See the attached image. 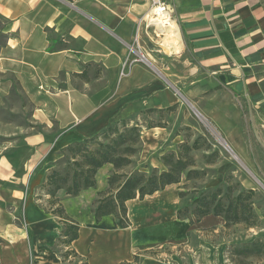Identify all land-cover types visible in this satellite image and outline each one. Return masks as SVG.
Instances as JSON below:
<instances>
[{
	"label": "crops",
	"instance_id": "obj_1",
	"mask_svg": "<svg viewBox=\"0 0 264 264\" xmlns=\"http://www.w3.org/2000/svg\"><path fill=\"white\" fill-rule=\"evenodd\" d=\"M174 10L179 44L181 32L189 56L256 110L263 134L264 0H176ZM145 11V5L122 0H0V17L8 22L0 49V264H24L30 239L39 248L59 238L58 217L33 216L28 204L22 220L17 213L32 177L43 181L55 148L92 137L110 122L132 123L146 109L176 105L163 81L134 61L137 54H128L143 34L141 21L154 25L152 10ZM235 153L248 161L245 151ZM131 160L137 166L143 161ZM112 172L111 165L103 166L96 174L98 189L81 193L96 199ZM57 197L66 209L68 196ZM110 217L96 223L92 215L93 225L99 228ZM107 225L80 227L78 239L65 248L94 233L99 239L91 250L111 251L115 246L100 240Z\"/></svg>",
	"mask_w": 264,
	"mask_h": 264
},
{
	"label": "rangeland",
	"instance_id": "obj_2",
	"mask_svg": "<svg viewBox=\"0 0 264 264\" xmlns=\"http://www.w3.org/2000/svg\"><path fill=\"white\" fill-rule=\"evenodd\" d=\"M122 1L145 5L144 15L154 7L153 0ZM175 1L161 0L171 12L167 20L174 27L175 24L178 26ZM147 22L141 21L143 34L138 41L135 38L130 43L128 54L135 53L138 57L141 52L145 56L147 61L140 63L149 67L163 81L165 89L175 99L176 107L166 114L146 109L132 120V123L141 125L139 152L134 158L141 157L143 161L138 166L132 161L130 167L123 169V174L138 168L139 171L148 172L155 165L163 170L162 155L174 151L184 139L191 144L201 137V149L191 153L194 160L192 170L204 172L205 175L192 180L183 177L178 185L128 204L129 226L125 230L117 228L114 216L103 221L99 228L93 225L92 210L97 198L92 200L85 193L78 195H81L78 201L63 197L66 201L64 211L79 228L101 230L107 222L109 230L104 229L101 235L104 239L100 240L118 249L111 247L109 251L105 246L108 250L101 248L92 251L95 238L99 239L94 233L83 242L74 243L71 249L55 241L37 248L30 239L25 248L24 264H264V255L243 258L232 253L234 247L257 240L264 242V148L258 143V140L264 142V133L261 134L260 122L257 123L258 114L248 107L244 99L223 88L217 81V75L202 68L198 59L189 56L180 30L182 46L180 44V50L170 54L160 46L163 37L157 27L149 26ZM7 26L8 22L0 17V49L5 44ZM149 124L155 127L147 129ZM234 126L236 130L233 133ZM233 142H237L235 150L247 153L248 161L243 162L236 155ZM63 149L55 148L50 154L45 176L53 168L64 167L67 156ZM44 179L40 182L36 176L32 177L25 192L26 198L23 199L24 207L17 212L21 220L24 210L27 211V204L33 216L48 215L53 220L55 215L48 207L49 197L42 189ZM236 185L239 191H254L251 203L255 226H226L222 218L211 215L199 222L192 216L178 218L177 211L187 207L193 196L217 188H221L225 195L229 188ZM192 208H188L189 212H192ZM145 216L147 219L144 220ZM56 221L59 233L62 221ZM96 246L99 247L100 243ZM65 252H68L67 256Z\"/></svg>",
	"mask_w": 264,
	"mask_h": 264
},
{
	"label": "trees",
	"instance_id": "obj_3",
	"mask_svg": "<svg viewBox=\"0 0 264 264\" xmlns=\"http://www.w3.org/2000/svg\"><path fill=\"white\" fill-rule=\"evenodd\" d=\"M175 107L176 105H173L165 110L149 111L166 114ZM154 127L152 124L146 126L147 129ZM140 133L141 125L137 122L132 125L129 121L110 122L94 136L74 142L63 149L67 156L64 167L51 169L45 176L42 189L49 197L51 212L62 221L57 242L64 247H69L78 239L79 227L58 204L57 194L62 191L66 196L74 198L83 191L95 189L96 174L103 166L111 165L114 172L107 178L106 191L97 194L92 215L96 223L104 217L114 216L119 229L129 226L128 202L142 201L166 187L178 185L183 177L192 180L205 175L204 172L192 170L194 160L191 153L201 149V137L191 144L184 139L174 151L162 155L160 160L163 170L151 168L148 172L133 170L126 174L119 173L130 167L131 159L138 154ZM63 157L65 158V155ZM253 196V190L239 191L237 185L229 188L225 195L221 188H217L193 196L187 207L177 211V216L180 219L192 216L199 222L211 215L222 218L226 226L245 224L253 227L256 223L251 203ZM190 206H193L192 212H189ZM65 253L67 256L68 252ZM232 253L243 258L262 256L264 242L257 240L234 247Z\"/></svg>",
	"mask_w": 264,
	"mask_h": 264
},
{
	"label": "bare ground",
	"instance_id": "obj_4",
	"mask_svg": "<svg viewBox=\"0 0 264 264\" xmlns=\"http://www.w3.org/2000/svg\"><path fill=\"white\" fill-rule=\"evenodd\" d=\"M153 2L156 4L157 0H153ZM150 14V17L152 18L151 22L157 27V31L161 33V36L163 37L160 45L169 53L178 52L180 44L171 22L167 20L169 13L167 11H162L158 5H155L152 7Z\"/></svg>",
	"mask_w": 264,
	"mask_h": 264
},
{
	"label": "built area",
	"instance_id": "obj_5",
	"mask_svg": "<svg viewBox=\"0 0 264 264\" xmlns=\"http://www.w3.org/2000/svg\"><path fill=\"white\" fill-rule=\"evenodd\" d=\"M155 5H158L162 11H167V12L170 14V17H171V12L169 11L168 7L165 6L164 3H161V0H157V3H156V4L154 3V6H155ZM148 25H149V24H148ZM149 26H153V25H149ZM126 61H128V60H126ZM134 61H135V62H141V63H144L145 61H147V59L145 58L144 55L141 54V52H139L138 57H136V59H135ZM130 62H131V61H130ZM130 62H129V63H130ZM126 63H127V62H126Z\"/></svg>",
	"mask_w": 264,
	"mask_h": 264
}]
</instances>
